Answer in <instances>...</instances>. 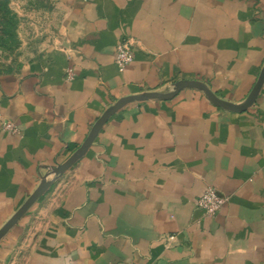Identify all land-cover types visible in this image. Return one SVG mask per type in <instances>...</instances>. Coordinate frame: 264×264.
Segmentation results:
<instances>
[{
	"label": "crops",
	"instance_id": "crops-1",
	"mask_svg": "<svg viewBox=\"0 0 264 264\" xmlns=\"http://www.w3.org/2000/svg\"><path fill=\"white\" fill-rule=\"evenodd\" d=\"M53 6V20L32 24L40 38L0 71V228L54 180L0 241V264H264V83L243 112L195 89L129 104L54 172L121 98L197 80L242 103L264 66V0ZM124 39L134 60L119 72ZM207 188L227 199L214 216L197 206Z\"/></svg>",
	"mask_w": 264,
	"mask_h": 264
},
{
	"label": "water",
	"instance_id": "water-1",
	"mask_svg": "<svg viewBox=\"0 0 264 264\" xmlns=\"http://www.w3.org/2000/svg\"><path fill=\"white\" fill-rule=\"evenodd\" d=\"M264 83V66L258 76L256 83L248 94L247 98L240 104H234L219 98L213 93L209 87L197 80H180L172 85V89L164 93L160 92H145L138 95L127 96L119 99L115 104L107 108L104 113L97 119L92 126L89 134L85 138L81 146L72 154L64 163L58 165L55 169V176H61L67 170H69L81 156H83L88 149L94 143L99 131L107 123L112 115L134 102H143L151 99L170 100L174 98L183 89H195L203 92L205 97L216 107L232 112H243L249 109L255 102L257 96L260 93L262 85ZM54 180L47 181L42 179L38 187L28 197V199L22 204V206L14 213V215L0 228V241L6 236V234L13 228L20 219L31 209L35 202L47 191V189L53 184Z\"/></svg>",
	"mask_w": 264,
	"mask_h": 264
},
{
	"label": "rangeland",
	"instance_id": "rangeland-1",
	"mask_svg": "<svg viewBox=\"0 0 264 264\" xmlns=\"http://www.w3.org/2000/svg\"><path fill=\"white\" fill-rule=\"evenodd\" d=\"M11 9L19 18L18 36L21 41L19 48L12 54L0 51V71H5L16 65L26 54L35 40L41 36V24L34 23L39 21L43 16L47 17L54 11L53 0H11ZM53 20V15L49 16ZM31 23V24H30Z\"/></svg>",
	"mask_w": 264,
	"mask_h": 264
},
{
	"label": "built area",
	"instance_id": "built-area-1",
	"mask_svg": "<svg viewBox=\"0 0 264 264\" xmlns=\"http://www.w3.org/2000/svg\"><path fill=\"white\" fill-rule=\"evenodd\" d=\"M134 60V50L129 40H121L116 46L115 64L119 72H123L125 68ZM68 78H72V73L68 71ZM3 130L9 133H18V128L12 122H5ZM227 199L220 196L213 188H207L197 200V206L208 216L216 215L226 204Z\"/></svg>",
	"mask_w": 264,
	"mask_h": 264
},
{
	"label": "trees",
	"instance_id": "trees-1",
	"mask_svg": "<svg viewBox=\"0 0 264 264\" xmlns=\"http://www.w3.org/2000/svg\"><path fill=\"white\" fill-rule=\"evenodd\" d=\"M42 1V0H41ZM11 0H0V51L14 53L20 46L19 18L11 9Z\"/></svg>",
	"mask_w": 264,
	"mask_h": 264
}]
</instances>
